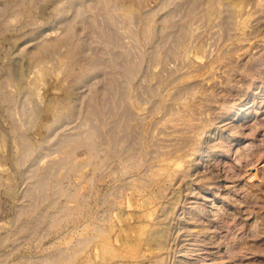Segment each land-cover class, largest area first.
Here are the masks:
<instances>
[{
  "label": "rangeland",
  "instance_id": "374dc122",
  "mask_svg": "<svg viewBox=\"0 0 264 264\" xmlns=\"http://www.w3.org/2000/svg\"><path fill=\"white\" fill-rule=\"evenodd\" d=\"M0 264H264V0H0Z\"/></svg>",
  "mask_w": 264,
  "mask_h": 264
},
{
  "label": "water",
  "instance_id": "95a60500",
  "mask_svg": "<svg viewBox=\"0 0 264 264\" xmlns=\"http://www.w3.org/2000/svg\"><path fill=\"white\" fill-rule=\"evenodd\" d=\"M136 110L139 112V113H144L145 112V108L144 107H140L138 105L135 106Z\"/></svg>",
  "mask_w": 264,
  "mask_h": 264
}]
</instances>
